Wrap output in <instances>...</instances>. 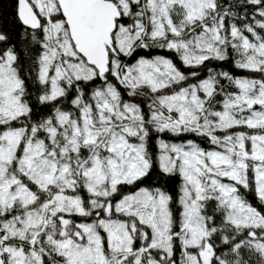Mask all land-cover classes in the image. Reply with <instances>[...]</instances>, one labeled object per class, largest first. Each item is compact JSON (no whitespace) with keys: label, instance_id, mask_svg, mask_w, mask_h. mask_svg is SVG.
Segmentation results:
<instances>
[{"label":"snow or ice","instance_id":"6c2138e0","mask_svg":"<svg viewBox=\"0 0 264 264\" xmlns=\"http://www.w3.org/2000/svg\"><path fill=\"white\" fill-rule=\"evenodd\" d=\"M16 5L43 108L0 48V264H264V0Z\"/></svg>","mask_w":264,"mask_h":264},{"label":"trees","instance_id":"16d2710c","mask_svg":"<svg viewBox=\"0 0 264 264\" xmlns=\"http://www.w3.org/2000/svg\"><path fill=\"white\" fill-rule=\"evenodd\" d=\"M16 0H0V33L7 35L8 40L6 42H0V48L14 47L18 54V66L20 68V74L25 79L27 96L31 106L36 109L37 114H40V110L43 106L37 102V96L40 94V85L36 83L35 73V59L38 55L39 48L32 42V33L30 29H27L18 19L16 11ZM259 19V17H257ZM230 67V65H225ZM236 75H250L239 69H233ZM67 107L68 105H61ZM44 115H47V110L44 111ZM152 150L156 151L155 146H152ZM179 179H168L165 187L170 193L175 195L178 190ZM250 200L254 199L251 193L248 194ZM258 203V201H256ZM177 264L180 260V251L177 249L175 257Z\"/></svg>","mask_w":264,"mask_h":264}]
</instances>
